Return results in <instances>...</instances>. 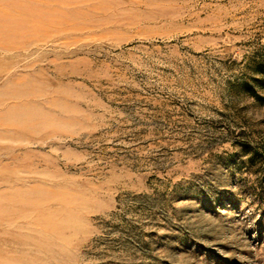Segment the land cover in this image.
<instances>
[{"label":"rangeland","instance_id":"obj_1","mask_svg":"<svg viewBox=\"0 0 264 264\" xmlns=\"http://www.w3.org/2000/svg\"><path fill=\"white\" fill-rule=\"evenodd\" d=\"M0 264H264V0H0Z\"/></svg>","mask_w":264,"mask_h":264}]
</instances>
